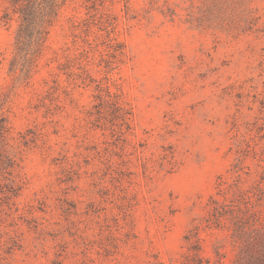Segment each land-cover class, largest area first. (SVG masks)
I'll use <instances>...</instances> for the list:
<instances>
[{
    "label": "rangeland",
    "instance_id": "374dc122",
    "mask_svg": "<svg viewBox=\"0 0 264 264\" xmlns=\"http://www.w3.org/2000/svg\"><path fill=\"white\" fill-rule=\"evenodd\" d=\"M0 22V264H177L218 178L264 174V0H69L41 55ZM201 256L229 264L224 235ZM206 264V263H203Z\"/></svg>",
    "mask_w": 264,
    "mask_h": 264
},
{
    "label": "trees",
    "instance_id": "16d2710c",
    "mask_svg": "<svg viewBox=\"0 0 264 264\" xmlns=\"http://www.w3.org/2000/svg\"><path fill=\"white\" fill-rule=\"evenodd\" d=\"M69 0H0V22L5 25L17 22L15 50L18 52L29 34L36 39L34 54L38 58L50 30L57 22L60 10ZM9 128L0 116V171L12 168L13 162L7 151ZM243 155L233 166L235 180L230 183L218 178L216 193L209 199V209L201 226L185 236L187 253L177 264H209L202 256L200 232L224 235L233 248L229 264H264V174L257 184L244 188L240 172ZM225 254L215 251L213 264H225Z\"/></svg>",
    "mask_w": 264,
    "mask_h": 264
}]
</instances>
